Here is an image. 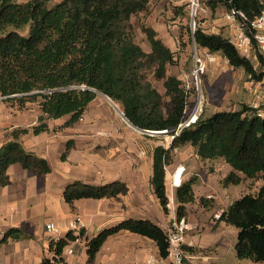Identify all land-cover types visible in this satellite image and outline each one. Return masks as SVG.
<instances>
[{"label": "trees", "instance_id": "16d2710c", "mask_svg": "<svg viewBox=\"0 0 264 264\" xmlns=\"http://www.w3.org/2000/svg\"><path fill=\"white\" fill-rule=\"evenodd\" d=\"M0 0V95L24 107L38 106L37 121L31 127H15L0 147V185L10 183L8 168L13 163L39 174L50 172L47 158L28 151L22 137L49 131L52 119L65 118L53 129H61L83 117L98 91L120 103L135 125L154 130L174 127L187 116L188 91L182 80L168 74V65L177 62L175 52L158 36L153 26L144 25L150 51L135 39L132 16L146 10L151 0ZM214 12L218 7L238 8L250 18L260 12L264 0H206ZM190 34L197 45L211 53H221L230 65L242 67L253 77L262 78L253 62L238 52L223 32L208 33L197 25ZM152 70L164 79V94L148 78ZM145 136L152 135L145 133ZM192 145L202 159H222L231 166L224 185L245 178L262 179L258 191L244 193L222 212L220 221L237 228L235 244L238 258L251 264H264V117L251 104L237 109L202 111L195 121L184 126L168 147L152 150L151 183L164 210L169 212L166 171L174 161L175 150ZM61 155L65 159L71 147ZM194 178L176 188V212L186 213V204L194 200ZM126 181L114 179L89 183L76 179L64 189V198L72 203L80 198L115 197L126 194ZM142 234L156 241L161 256L168 251L167 232L148 218H126L103 228L88 241V261L93 264L105 240L120 231ZM83 233L69 231L50 242L54 258L43 264H56L64 248ZM21 228L8 229L0 241L19 238Z\"/></svg>", "mask_w": 264, "mask_h": 264}, {"label": "crops", "instance_id": "0c3cea01", "mask_svg": "<svg viewBox=\"0 0 264 264\" xmlns=\"http://www.w3.org/2000/svg\"><path fill=\"white\" fill-rule=\"evenodd\" d=\"M219 8H224V23L218 17L210 28H204L203 24L200 26L208 33L223 32L230 36L234 30L225 18L227 9L220 6L216 10ZM221 25L226 26L224 30L218 28ZM213 54L215 57L210 60V67L216 68L219 59L224 56L221 53ZM224 59L227 60L226 57ZM3 100H0V147L10 138L11 130L31 127L39 114L28 115V111L21 110L17 104ZM224 109H236V103L232 108ZM64 119H52L49 131L36 134L30 130L22 137L24 147L47 158L52 170L39 174L18 162L13 163L8 168L10 183L0 185V239L10 228H21L25 232L19 238L9 237L6 241H0V264H43L44 258H54V250L50 248L51 234L46 228V223L51 221L60 228L59 238L69 231L75 234L83 231L64 248L56 264H86L88 241L103 228L126 218H148L167 231L176 216V188L192 177L195 198L186 204L184 215L190 227L185 245L188 256L184 264H221L225 260L228 264L252 263L238 258L236 242L230 247L218 240L217 236L209 237L205 233L217 231L225 223L215 219L218 210L225 209L244 193L258 191L262 179H256V186L252 189H246L243 184L244 180L254 178L224 185L231 166L222 159H202L196 153L191 163L180 162L171 173L167 168V213L151 183L152 151L148 171H145V150L137 142L129 144V132L126 130L121 131L118 137L124 156L116 160L111 156L106 159L97 151L98 130L93 128L94 124L89 123L85 114L72 124L54 130ZM69 141L72 145L66 158L62 159ZM128 146L137 153L129 152ZM177 169L180 170L176 172ZM76 179L96 184L121 179L127 182L129 191L115 197H87L69 203L64 198V189ZM77 214L81 216L82 223L74 229L71 222ZM224 247H229L230 252ZM152 256H161L155 240L124 230L105 240L93 264H155L148 262Z\"/></svg>", "mask_w": 264, "mask_h": 264}, {"label": "rangeland", "instance_id": "374dc122", "mask_svg": "<svg viewBox=\"0 0 264 264\" xmlns=\"http://www.w3.org/2000/svg\"><path fill=\"white\" fill-rule=\"evenodd\" d=\"M57 1L59 0H54L53 2ZM197 2L199 6L196 11L193 7V0H151L146 10L132 16L136 41L146 51H150L151 46L142 27L144 25L153 26L163 42L175 52L177 62L169 64L167 71L168 74L179 77L187 88L189 101L187 108L188 117L191 116L197 106H199V115L202 111L210 114L216 110L232 108L235 103L236 109L243 103L251 105L255 101L261 103L264 89L262 90L260 87L252 85L244 68L230 65L224 57L219 59V64L216 68H211L210 63L212 61H208L199 76H196L193 72L196 67L195 45L198 53L200 51L204 52V49L195 43L190 34L193 26L195 25L196 27L203 24L204 28L208 29L218 17L219 21L224 23L222 15L224 8H219L215 10L216 12H212L206 5V0H198ZM225 27V25H221L218 28L224 30ZM250 59L253 65L257 67V71L260 72L261 68L264 67L263 59L259 58V61H256L253 57ZM148 78L164 94L165 99L168 98L165 95L164 79L157 78L152 70H149ZM3 99L0 98V100ZM110 100L122 109L119 102L98 93L97 97L84 112L90 120L89 123H93V128L98 130V153L104 155L106 159L111 156L113 160L124 156L121 154L123 149L120 147V139L118 137L121 131L127 130L129 132V144L137 142L140 147L144 148L145 171H148L150 152L159 144L168 147L173 135L145 136L144 132L133 127L123 117ZM3 101L6 100L4 99ZM20 109L28 111L26 112L28 115L39 113L38 106L31 102H28L24 107H20ZM127 149L129 152L137 153L135 150L132 151L129 146ZM176 150H178L177 153ZM176 150L174 161L168 166L169 173L175 171L174 169H176L178 163H191L195 158L196 150L190 144L189 146L179 147ZM178 170L180 169H177L176 172ZM243 186L246 189H252L253 186H256V179L244 180ZM205 235L209 237L217 236L218 240L232 247L231 245L237 240V228L231 224L224 223L219 230L209 231ZM224 249L230 252L229 247H224ZM221 264H228V261L225 260Z\"/></svg>", "mask_w": 264, "mask_h": 264}, {"label": "built area", "instance_id": "2783aa9c", "mask_svg": "<svg viewBox=\"0 0 264 264\" xmlns=\"http://www.w3.org/2000/svg\"><path fill=\"white\" fill-rule=\"evenodd\" d=\"M198 6L199 3L197 2V7ZM225 18L234 30L233 34L229 36V39L234 44L238 52L249 58L253 57L256 61H259V58L264 61V5L260 12L252 18H250L243 10L238 8L227 9ZM194 29L195 25L193 26L192 31ZM203 49L205 53L202 51L198 53V49L195 45L194 56L196 60V67L193 72L196 76H199L201 71L205 69L206 63L213 60L215 57L209 50L206 48ZM254 69L257 71L256 66H254ZM261 71L264 72V67L261 68ZM249 78L252 85L260 87L262 90L264 89V75L262 78L257 79L249 74ZM0 98H4V96L0 95ZM252 106L256 108V113L260 117H264V94L262 102L259 103V101H255L252 103ZM198 110L199 106H197L193 111V115L189 123L196 120L198 117ZM223 210L224 209L218 210L215 213V219H219L221 217ZM80 223H82V218L79 214H77L72 220L71 226L72 228L77 229ZM46 228L50 232L51 239L53 241L59 239L61 231L54 222H47ZM188 229H190V227L186 217H179L176 212V216L166 231L169 240L167 255L158 257L152 256L148 259V262H153L155 264H184L188 256V252L185 248V245L187 244L186 237ZM66 249L71 251L68 248Z\"/></svg>", "mask_w": 264, "mask_h": 264}, {"label": "water", "instance_id": "95a60500", "mask_svg": "<svg viewBox=\"0 0 264 264\" xmlns=\"http://www.w3.org/2000/svg\"><path fill=\"white\" fill-rule=\"evenodd\" d=\"M194 31V30H193ZM98 93H100V94H103V95H105V96H107V97H109L108 95H106L105 93H103V92H101V91H98V90H96ZM110 98V97H109ZM120 109V112H121V114L123 115V117L133 126V127H135L136 129H138L139 131H141V132H144V133H147V134H151V135H161V134H171V135H173V134H176V133H178L184 126H186V125H189L190 123H189V121H190V119L192 118V115L193 114H191V116H189L184 122H182V123H180V124H178V125H176V126H174V127H171V128H167V129H162V130H154V129H146V128H141V127H139V126H137V125H135L134 123H132L128 118H127V116L125 115V113H124V111L121 109V108H119Z\"/></svg>", "mask_w": 264, "mask_h": 264}, {"label": "bare ground", "instance_id": "6f19581e", "mask_svg": "<svg viewBox=\"0 0 264 264\" xmlns=\"http://www.w3.org/2000/svg\"><path fill=\"white\" fill-rule=\"evenodd\" d=\"M197 1L198 0H193V2H194V10H196L197 9ZM193 10V11H194ZM112 103H113V105L117 108V110L120 112V107H118V105H116V103L115 102H113L112 100H110ZM121 113V112H120Z\"/></svg>", "mask_w": 264, "mask_h": 264}]
</instances>
